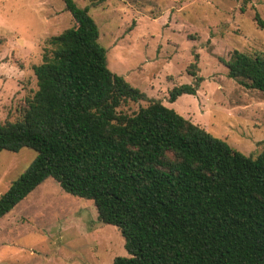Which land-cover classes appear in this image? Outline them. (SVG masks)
<instances>
[{
    "label": "trees",
    "instance_id": "obj_1",
    "mask_svg": "<svg viewBox=\"0 0 264 264\" xmlns=\"http://www.w3.org/2000/svg\"><path fill=\"white\" fill-rule=\"evenodd\" d=\"M62 1L73 26L48 40L22 118L0 121V152L35 153L0 195V220L52 178L119 231L128 256L112 264H264V147L247 156L147 100L107 68L88 8ZM217 60L228 78L264 93V56L232 50ZM190 68L194 83L172 88L169 103L195 95L201 79Z\"/></svg>",
    "mask_w": 264,
    "mask_h": 264
},
{
    "label": "rangeland",
    "instance_id": "obj_2",
    "mask_svg": "<svg viewBox=\"0 0 264 264\" xmlns=\"http://www.w3.org/2000/svg\"><path fill=\"white\" fill-rule=\"evenodd\" d=\"M72 1L88 8L112 73L231 148L261 153L264 93L228 78L217 57L232 50L264 56V0ZM73 24L62 0H0L1 122L22 118L48 40ZM182 27L189 31L181 36ZM194 62L201 79L195 95L169 103L172 88L194 83ZM147 104L125 101L118 112L130 115ZM34 157L29 148L0 152V195ZM124 256L119 231L98 221L90 200L64 192L52 178L0 220V264H112Z\"/></svg>",
    "mask_w": 264,
    "mask_h": 264
}]
</instances>
